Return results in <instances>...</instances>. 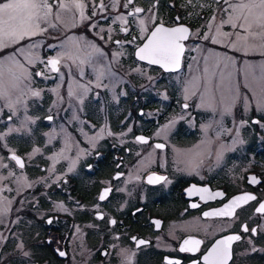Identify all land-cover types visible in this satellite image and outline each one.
Listing matches in <instances>:
<instances>
[{
    "label": "flooded vegetation",
    "instance_id": "flooded-vegetation-1",
    "mask_svg": "<svg viewBox=\"0 0 264 264\" xmlns=\"http://www.w3.org/2000/svg\"><path fill=\"white\" fill-rule=\"evenodd\" d=\"M51 1L54 2V0ZM124 2L125 0H120V4L113 8L112 0H103L105 8L101 11L99 8L101 0H86L85 15L89 19L80 21L77 14L75 26L71 23L67 26L59 24L54 30L49 29V34L64 38L72 35L95 38L92 41L98 45V48L100 47L103 53L113 56L111 46L103 42L108 39L109 43L122 49L121 54L116 55V60L121 62L124 73L135 64L143 65L152 71H158L159 75L155 84H168L167 80L172 79L176 82L181 81L185 86L184 78L191 63L197 58L208 57L211 62L212 55L217 53L222 57L219 58L218 65L222 66L224 63L226 67H230L233 57L237 56L235 50L224 49L220 44L225 33L229 34L225 38L231 41L233 32L231 24L223 23L221 26V22L227 20V13L222 11L227 7L223 0L219 3L217 0H133V5H129L128 8L123 7ZM134 7H139L144 11L136 17L128 16L127 13L133 11ZM94 10L96 15H92ZM121 14L127 16L128 23L124 25L128 29L127 32L120 30L119 21L113 22L114 18ZM213 17H215L214 20ZM140 19L145 20L143 32L139 25ZM161 24L166 28L182 26L189 30L188 39L182 42L184 52L181 56L180 68L175 70L176 72L140 62L135 56L136 51L142 47L151 31ZM218 26H220L219 34L216 33ZM107 27L109 28L106 29ZM206 35L210 38L204 39ZM213 36L217 39L216 43L211 40ZM117 41L120 43L118 44ZM43 66L42 63L37 72H44L48 75L47 71L43 70ZM64 67V64H60L59 72H52L48 69L50 73L48 77L46 75L45 78L37 76V83L34 86L36 92H39V96H35L39 111L43 112L44 109L51 107V94L54 92L56 83L61 81L63 86L67 83L71 88V78L80 85L87 86L88 91L84 93L86 95L84 100L88 102L91 99L96 102L92 105L97 106L102 96L95 88L89 91L88 80H90L91 73L89 65L83 64L76 67L72 64L68 74ZM79 69L81 77L76 76ZM62 73L65 74L61 80ZM152 82L153 80L149 81V83ZM26 84L28 85L27 82ZM71 90L74 89L71 88ZM74 92L70 97L77 94ZM145 94L142 105H146L148 109L150 93L146 91ZM130 98L133 99L130 105L137 101L136 90L131 92ZM187 101L188 103L182 104L181 98L176 97L171 103V110L178 109L176 103L181 102L180 106L184 105L183 108H185L183 110L191 112L189 103L192 102L189 99ZM238 102L236 111L232 107L230 111L224 113L225 132H217L225 134L226 141L223 146L225 152L222 156V163L219 166L215 165L211 153L202 154L197 163L190 159L192 151L180 148L184 142L197 139L198 132L199 134L204 133L198 122L200 115L194 110L190 115L193 124L174 128L176 136L178 135V141L173 142L175 147H172V143L162 140L155 141L150 137L151 127L147 132H143L151 138V141L147 143L137 141V143L154 147L161 157L158 158V165L142 179H138L136 175L134 146L131 143H120V141L111 139L105 142V148L102 147L103 144L98 151L96 148L84 164L74 167L79 172L83 166L82 177L92 181L88 195L81 189L80 181L76 177L77 172H70L72 176L67 175L65 178L67 188H61V192L57 193L55 190L53 194L47 192L44 196L29 191V197H33L34 194L35 200L27 206H24V198L20 200L18 220L23 222L24 207L31 210L43 207L49 209L57 201L56 196L61 195L66 200L70 216L45 218L46 223L45 226L43 225L45 235L52 236L46 237L45 240V236L43 237L45 241L43 246L55 259L63 263L71 258L69 243L72 238V229L75 230L76 226L80 225L82 226L81 235L86 245L96 244L91 256L92 260L86 261L87 264H204L203 258L209 250L217 241L228 236H238L239 239L230 243L226 264H264V214L256 212L259 204L264 203V117L260 115L256 100L242 98ZM147 109H143L145 111L143 115ZM97 113L98 116H103V110L100 111L97 108ZM49 117L52 119L50 120ZM12 118L9 116L7 120ZM79 119L83 125L77 129L71 127V131H87L84 124L88 125V122L97 126L101 124L99 121L92 120L91 114L86 111L80 114ZM107 120L112 126V120L110 118ZM42 121L43 132L39 131L38 135L45 140L44 133L54 130L56 118L45 114ZM23 132L20 129L15 137H22ZM38 144L42 145L43 142L39 140ZM55 144L56 142L48 143L49 146ZM156 144H162L164 147L158 149L155 147ZM4 147L5 145L0 148ZM28 149L21 147L20 150L13 152L23 160V168L11 159L13 153L7 154L9 167L14 169L15 166L19 171L33 175L34 172L32 173L30 168L31 163L21 155ZM178 149H181L179 153L176 151ZM50 150H55V148L50 147ZM155 176L165 179L149 183V177ZM253 177L259 182H252ZM7 181L11 182L9 185V190H11L14 181L11 179ZM105 189L110 191L104 200H100L99 197ZM201 189L208 191H197ZM190 191L191 194H189ZM216 193H222V195L217 196ZM243 195H251L255 199L238 202L231 216L205 215V213L211 214L224 209L225 205ZM193 204L197 207H192ZM52 225H68L59 243L60 246L57 248L59 252L67 255L66 259H61L57 249L52 246L53 233L58 234L62 226L56 228ZM244 226H247L248 231L243 230ZM189 239L201 241L197 250L180 251L184 246V241ZM139 240L145 243L138 246L137 241ZM129 257H131L130 261ZM45 260H42L45 261L43 264H52L51 256L46 257Z\"/></svg>",
    "mask_w": 264,
    "mask_h": 264
},
{
    "label": "rangeland",
    "instance_id": "rangeland-1",
    "mask_svg": "<svg viewBox=\"0 0 264 264\" xmlns=\"http://www.w3.org/2000/svg\"><path fill=\"white\" fill-rule=\"evenodd\" d=\"M50 2L52 1L50 0ZM49 29L54 30V28L48 27L47 31L42 34L30 39L26 38L18 44L0 50V59L15 55L32 74L30 80L23 81L19 89L12 93V100L15 101L17 98L21 100L14 111L7 106L4 100H0V117L3 115L0 118V136L4 137L3 140H0V147L5 145L4 148H0V209H6V212L0 215V264H43L48 256H51L52 264H87L86 261L92 260L91 256L96 244L86 245L81 235L82 226L80 225H77L75 230L72 229V238L69 243L71 258L64 263L55 259L43 246L45 238L52 236L45 235L43 227L46 223L45 218L70 216L66 200L61 195L56 196L57 201L49 209L43 207L31 210L24 207L22 210L23 222L18 220L20 214L18 205L22 198H24V206L35 200L34 194L33 197H29V191L44 196L47 192L53 194L55 190L57 193L58 191L61 192V188L66 187V176H72L70 172L73 171L76 173L74 167L84 164L96 148L98 151L102 144V147L105 148V142L112 139L120 141V143H131L135 150L136 175L138 179H142L145 174L158 165V158L161 157L154 147L140 145L135 140L137 134L147 132L149 127H151L149 136L155 141L162 140L172 143V147H175L173 142L178 141V135L176 136L174 128L187 127L193 124L190 115L195 110L200 115L198 122L204 133L199 134L198 132L197 139L184 142L180 148L192 151L190 159L197 163L202 154L211 153L215 165L219 166L222 163V156L225 152L223 146H225L226 141L225 134L217 132H225L224 113L226 106L231 105L230 108L234 107L236 111V104H239V100L242 98L254 99L256 106L259 107L260 115L264 117V79H261L264 76V47L261 46L260 40H250L249 46L246 48H242L240 45L235 48L232 47L233 41L236 40L235 33L240 31L239 28L233 29L231 41L223 36L224 38L220 42L222 48L235 50L234 52L237 54L233 57L231 66L226 67L224 63L219 66L218 60L221 56L217 53L212 55L211 62L208 57L197 58L198 60L196 59L191 63L184 78L185 86L182 85L181 81L176 82L172 79L167 80L168 84H155L154 82L159 75L158 71H152L139 64H135L124 73L121 62L116 60V55H114L121 53L122 49H118L114 44L109 43L108 39L103 42L111 46L114 52L113 56L104 53L105 55L100 57L88 47L89 44L98 47L92 41L95 38L90 39L77 35L65 38L54 37L49 34ZM69 38H75L79 42L80 57L92 53V63H84L89 65L91 72L90 80H88L89 91L91 92V89L94 88L100 91L102 100L98 102L97 106L92 105L96 102L91 99L86 102L84 100L86 95L79 87L80 83L71 78V88L77 94L74 92L75 95L70 97V88L67 83L63 86L61 81H58L54 92L51 94V107L44 109L43 112L42 110L39 111L40 108L38 105L36 106L38 101L32 95L33 91L36 92L34 85L37 83V75L35 73L41 66V61H47L61 51L76 52L73 41ZM36 43H39L40 47L29 50V45ZM20 49L24 50V54L20 53ZM27 56H30L34 62L29 64L26 59ZM61 64L65 65L64 69L67 74L72 64L76 67L83 65L80 64L79 59L73 60L67 56L62 59ZM43 70H46L48 75L50 74L45 64ZM101 70H103V75L99 81L101 86L97 87L96 77ZM64 74H61L62 77ZM76 76L81 77L80 69L77 70ZM152 80L153 82L149 83ZM134 90H136L137 101L130 105V101H133L130 98L131 92ZM73 91L71 95H73ZM146 91L150 93L149 108L141 117L139 112L143 108L142 104ZM176 97L181 98L182 104L188 103V99L191 100L192 103H189L191 112L183 110L184 105H178V109L171 110V103ZM97 108L100 111L103 110L102 117L98 116ZM85 111L91 114L92 120L99 121L101 124L97 126L88 122V125L84 124L87 131H71V127L77 129L83 125L79 116ZM45 114L53 115L56 121L54 130L44 133L45 140H43L38 132H43L42 117L44 118ZM9 116L13 118L7 120ZM110 116H115L119 123L114 122L115 125L111 126L107 120ZM165 126L169 127L166 128ZM20 129L24 131V135L15 137ZM39 140L43 142L42 145L38 144ZM183 141L185 140L183 139ZM6 142L8 143L5 144ZM50 142H56V144L49 146L48 143ZM21 147L29 148L21 155L27 162L31 163L30 168L31 172H34L33 175L23 173L15 166L14 169L9 167L7 154L16 152ZM50 147H54L55 150H50ZM176 151L179 153L181 149ZM209 160L213 161L212 159ZM3 165H7V167ZM79 172H77L76 177L80 181L83 193L88 195L92 181L82 177L83 166ZM10 173L12 174L10 175ZM9 179L14 181L11 190H9L11 182L7 181ZM50 185L52 186L50 187ZM40 188L42 189L40 190ZM52 226L56 228L62 226L61 231L58 234L53 233L52 237L54 239L52 246L57 249L68 225ZM56 251L59 252V249Z\"/></svg>",
    "mask_w": 264,
    "mask_h": 264
},
{
    "label": "snow or ice",
    "instance_id": "snow-or-ice-1",
    "mask_svg": "<svg viewBox=\"0 0 264 264\" xmlns=\"http://www.w3.org/2000/svg\"><path fill=\"white\" fill-rule=\"evenodd\" d=\"M220 0H217L219 3ZM223 3L227 5L222 11L227 13V20L221 22L231 24L233 29L239 28L240 31L235 33L236 40L233 41L232 47H237L240 45L242 48L249 46L250 40H260L261 46L264 47V0H223ZM120 4V0H112V7L115 8ZM129 5H133V0H125L123 7L128 8ZM101 11L104 10L105 5L103 0L99 4ZM86 0H2L0 2V50L9 47L13 44H18L20 41L31 38L33 36L42 34L47 31L48 27L56 28L59 24L67 26L71 23L75 26L77 23V14L79 15V20L84 21L89 19L85 15ZM144 10L139 7H134L133 11L127 13L128 16L136 17L138 14ZM92 15H96L95 10ZM215 17H213V20ZM55 21V22H53ZM119 21L121 25V31L127 32L128 29L124 27L128 23L127 16L121 14L114 18L113 22ZM139 25L141 31L145 30V20L140 19ZM95 27V25H92ZM211 28V24H209ZM111 31V29L109 30ZM220 26L216 28V33L219 34ZM189 30L186 27H174L166 28L162 24L155 27L151 31L147 42L143 47L138 48L136 56L140 60L147 61L148 64H158L160 67L164 68L166 71H174L180 66L181 56L184 52L183 41L188 39ZM225 36L229 35L227 33ZM209 36H204V39H209ZM73 41V46L76 48V52L61 51L55 57L49 58L47 61H41L46 67L52 72L60 71V64L64 57L76 60L79 59L80 64L92 63V53H88L84 57L79 56V42L75 38H69ZM213 43L217 42L215 36L211 37ZM119 44L120 42L117 41ZM40 47L39 43L29 45V50L32 48ZM63 47V46H62ZM93 52L98 56L103 57L105 54L94 44H89ZM21 54H24V50H19ZM121 53H116L114 55H120ZM29 64L34 61L30 56L26 57ZM139 71V69H137ZM31 73L28 68L16 58L15 55L7 56L4 59H0V100H4L7 106L15 110L17 104L21 103L20 98L15 101L12 100V93L14 90L19 89L20 84L24 80L31 79ZM37 76H45L44 72L35 73ZM103 75V70L99 71L97 74V87H100V79ZM63 79L61 75V80ZM264 79V76L261 77ZM83 88L84 93H87L88 88L84 85H79ZM187 91V90H186ZM69 94H72L71 88L69 89ZM32 95L39 96V92H32ZM187 107V105H185ZM231 105L226 106L225 111H230ZM51 119V117H49ZM166 128L169 126H165ZM4 137L0 136V140ZM140 143H147L144 137L137 138ZM156 148L162 149L164 145L156 144ZM11 159L20 167H24L23 160L13 153ZM7 167V165H3ZM12 173H10L11 175ZM164 177L155 176L149 177L148 182L153 183L154 181L164 180ZM252 182L258 183L255 177L252 178ZM109 189H105L100 195L99 199L104 200ZM201 192H207V189L197 190ZM191 194V191L190 193ZM215 195L220 196L222 193H216ZM255 197L251 195H243L236 197L229 204L225 205L224 209L219 210L215 213H205L208 215H223L231 216L235 206L238 202H247L249 200H254ZM192 207H197L193 204ZM6 209H0V215H3ZM257 213L264 214V203H260L256 209ZM51 222V221H49ZM115 223V221H112ZM158 224V222H156ZM244 231H248L247 226H244ZM255 233V229L252 230ZM134 240L136 238H133ZM239 239L238 236H228L216 242V244L209 250L208 254L204 256V264H226L228 257V248L233 240ZM145 241H137V245H143ZM201 241L199 240H185L184 246L181 247L180 251H196ZM191 245L192 247H187ZM64 255V253H60ZM131 257H129V261Z\"/></svg>",
    "mask_w": 264,
    "mask_h": 264
},
{
    "label": "water",
    "instance_id": "water-1",
    "mask_svg": "<svg viewBox=\"0 0 264 264\" xmlns=\"http://www.w3.org/2000/svg\"><path fill=\"white\" fill-rule=\"evenodd\" d=\"M147 42V40L144 42V44ZM143 44V45H144ZM143 45H142V47H143ZM137 52V51H136ZM135 56H136V54H135ZM136 59L138 60V61H140V62H143V63H146V64H148L147 63V61H144V60H140V59H138V57L136 56ZM148 65H152V66H158V67H160V65H158V64H148ZM60 67V66H59ZM162 68V67H161ZM180 68V66L176 69V70H178ZM164 69V68H163ZM175 71V70H174ZM142 113V112H141ZM52 119V118H51ZM50 119V120H51ZM138 137H144L146 140H147V142H150L151 141V138L150 137H148V136H146V135H143V134H139V135H137L136 136V140L138 141ZM139 142V141H138ZM61 252H58V254H59V257L61 258V259H66L67 258V255L64 253V252H62V253H64V255H61L60 254Z\"/></svg>",
    "mask_w": 264,
    "mask_h": 264
},
{
    "label": "trees",
    "instance_id": "trees-1",
    "mask_svg": "<svg viewBox=\"0 0 264 264\" xmlns=\"http://www.w3.org/2000/svg\"><path fill=\"white\" fill-rule=\"evenodd\" d=\"M142 107H143L142 109H147V106H146V105H145V106L142 105ZM142 109H141V110H142ZM139 116H141V115L139 114ZM141 117H143V116H141ZM141 117H139V118H141ZM110 118H111V120H112V122H113V125H115L114 122H115L116 124L119 123V122H117L118 120H117V118H115V116H114V117L110 116ZM39 262H41V261H39Z\"/></svg>",
    "mask_w": 264,
    "mask_h": 264
},
{
    "label": "bare ground",
    "instance_id": "bare-ground-1",
    "mask_svg": "<svg viewBox=\"0 0 264 264\" xmlns=\"http://www.w3.org/2000/svg\"><path fill=\"white\" fill-rule=\"evenodd\" d=\"M176 72V71H175ZM177 104L180 106V103L179 102H177ZM180 109V108H179ZM183 109H185V108H183Z\"/></svg>",
    "mask_w": 264,
    "mask_h": 264
}]
</instances>
